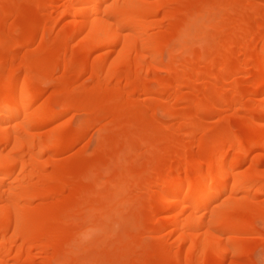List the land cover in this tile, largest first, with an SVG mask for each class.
<instances>
[{
  "label": "bare ground",
  "instance_id": "bare-ground-1",
  "mask_svg": "<svg viewBox=\"0 0 264 264\" xmlns=\"http://www.w3.org/2000/svg\"><path fill=\"white\" fill-rule=\"evenodd\" d=\"M258 248L264 0H0V264Z\"/></svg>",
  "mask_w": 264,
  "mask_h": 264
},
{
  "label": "rangeland",
  "instance_id": "rangeland-1",
  "mask_svg": "<svg viewBox=\"0 0 264 264\" xmlns=\"http://www.w3.org/2000/svg\"><path fill=\"white\" fill-rule=\"evenodd\" d=\"M261 254H262V249L261 248H258L256 250H254L253 254L251 255L252 257H250V259L255 264H262V262H261Z\"/></svg>",
  "mask_w": 264,
  "mask_h": 264
}]
</instances>
